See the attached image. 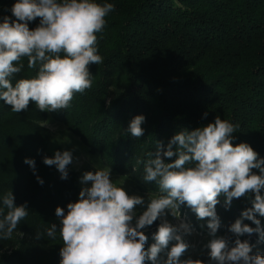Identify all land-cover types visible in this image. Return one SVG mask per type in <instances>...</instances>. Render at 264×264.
I'll use <instances>...</instances> for the list:
<instances>
[{"label": "trees", "instance_id": "obj_1", "mask_svg": "<svg viewBox=\"0 0 264 264\" xmlns=\"http://www.w3.org/2000/svg\"><path fill=\"white\" fill-rule=\"evenodd\" d=\"M15 2L0 0V22L5 16L15 19ZM97 2L112 3L115 10L96 34L103 58L101 64L89 65L96 87L76 93L66 109L52 112H41L30 102L26 110L15 113L0 100V208L4 195L12 192L15 205L26 204L28 212L11 239L0 238V264H60L63 241L55 209L67 213L68 203L79 199L80 176L67 168V178L61 179L55 166L43 163L55 154L47 148L51 135L40 124L50 115L97 155L102 166L135 181L142 192L159 194L154 181L144 180L143 162L152 158L150 154L160 146L161 158L173 162L177 156L163 157L170 139L182 130L213 123L216 116L238 125L233 145L248 143L264 159V0ZM38 25L39 18L29 22L30 29ZM22 63L13 84L38 72L39 65L28 68L26 57ZM136 115L146 118L139 138L127 131ZM25 158L35 161V173ZM253 172L259 174L257 169ZM254 198L249 192L226 206L221 195L217 236L228 238L230 245L234 242L229 227L252 207ZM179 210L195 229L208 234L206 219L198 220L186 204ZM257 219L264 227V217ZM244 223L256 227L252 221ZM52 224L57 226L55 239L47 236ZM18 233L29 242L20 240ZM254 235L258 236H247L249 242ZM45 242H55L58 250L48 263L36 256Z\"/></svg>", "mask_w": 264, "mask_h": 264}, {"label": "clouds", "instance_id": "obj_2", "mask_svg": "<svg viewBox=\"0 0 264 264\" xmlns=\"http://www.w3.org/2000/svg\"><path fill=\"white\" fill-rule=\"evenodd\" d=\"M176 6L182 7L178 2ZM114 10V4L97 0H16L11 8L15 19L5 16L0 22V100L15 113L26 110L30 102L41 112L66 109L76 93L92 87L89 65L103 62L96 34L103 30L106 17ZM37 18L39 25L30 29L29 22ZM25 57L29 69L39 65L38 72L13 84V77L24 68ZM145 120V116L136 115L127 131L141 137ZM236 127L216 116L206 126L180 131L163 151V157L177 156L170 163L161 158L158 146L155 155L150 154L152 158L143 163L145 182L154 181L159 194L150 193L147 208L134 226L135 208L144 204V198L129 195L114 183L108 168L85 172L81 183L91 182V186L83 187L79 199L68 203L67 213L64 208L55 209L63 241L60 264H161L160 253L166 249L163 264H205L200 259L181 260L189 248L183 234L191 235L193 229L188 223L172 225L166 219L169 213L179 219L180 206L185 204L198 220H207L211 237L205 245L209 264H264V255H253L249 241L240 239L257 233L264 241V227L257 219V215L264 217V159L248 143L233 145ZM72 159L70 151H56L43 163L55 166L61 179H66ZM24 163L35 173L33 159L25 158ZM37 180L44 183L39 176ZM249 192L255 193L252 207L230 225L229 231L236 237L230 245L228 238L217 236L221 220L216 206L221 195L230 206L234 198ZM14 200L13 193H7L0 208V238L4 240L13 237L20 221L28 215L26 204L16 206ZM158 219L161 222L153 234L154 243L146 248L148 237L141 230ZM244 220L252 221L256 227ZM56 232L57 226L52 224L47 236L55 239Z\"/></svg>", "mask_w": 264, "mask_h": 264}, {"label": "rangeland", "instance_id": "obj_3", "mask_svg": "<svg viewBox=\"0 0 264 264\" xmlns=\"http://www.w3.org/2000/svg\"><path fill=\"white\" fill-rule=\"evenodd\" d=\"M93 85L94 84L92 82V86ZM44 123L46 124L43 127H45L51 135V138L47 145L48 150L51 151L52 153H55L56 151H61V152L66 150L70 151L72 153L73 159H72V163L69 164L67 168L76 171L79 174L80 178L85 172L88 171L94 172L97 169L107 168L102 166L97 155H92L87 151V148L82 144V142L77 138V136L75 134H72L65 127V125H63V123L58 122L51 115L49 116V118L43 120L40 124L42 125ZM110 179L118 186H122L128 192L129 195H138L144 198V204L137 205L135 208L136 215L132 222L134 224L135 220L139 217V215H141L143 211L146 210L147 204L149 202L150 193L151 194H157V193L140 191L139 188L136 187L135 181L131 180L130 178H126L120 174L114 173L111 169H110ZM78 186L81 191L83 187L86 186L90 187L91 182L85 185L81 183V179H80L78 182ZM166 219L172 225H179L181 222H185L191 225L190 222L191 220H189V217L186 214H182V213L179 219L172 217L170 213L166 216ZM160 222L161 221L158 219L151 226H149V228H145L141 230L149 238V243H146L145 245L146 248L150 247L151 244L154 243L153 234L157 231ZM191 227L193 229L191 235L183 234V239L185 240V242L189 244V248L181 257V260H187L189 258L194 260L200 259L204 261L205 264H209L208 249L205 247V245L208 243L211 237L207 233H202L201 231H198L192 225ZM19 239L29 242L28 241L29 239L24 235H20ZM243 240H248L247 235L242 236V241ZM54 243L55 242H49V243L45 242L42 244L40 250H38V254L36 255L37 257L40 258V262L48 263L56 254V252H58V250L55 249ZM172 243H175V241H173ZM249 243L253 246L252 248L253 255L257 253L264 255V241H261L258 236L254 235L252 237V242ZM170 247H171V243L169 245V249ZM167 250L168 249L160 253L161 264H163V261L166 259ZM146 264H151V262L148 261L146 262Z\"/></svg>", "mask_w": 264, "mask_h": 264}]
</instances>
